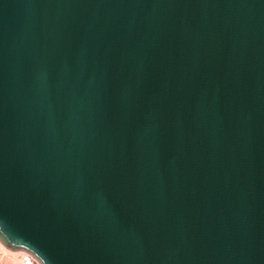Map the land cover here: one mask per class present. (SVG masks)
Here are the masks:
<instances>
[{"label":"water","instance_id":"95a60500","mask_svg":"<svg viewBox=\"0 0 264 264\" xmlns=\"http://www.w3.org/2000/svg\"><path fill=\"white\" fill-rule=\"evenodd\" d=\"M0 243L264 264V0H0Z\"/></svg>","mask_w":264,"mask_h":264},{"label":"rangeland","instance_id":"374dc122","mask_svg":"<svg viewBox=\"0 0 264 264\" xmlns=\"http://www.w3.org/2000/svg\"><path fill=\"white\" fill-rule=\"evenodd\" d=\"M0 264H27L24 253L6 249L0 243Z\"/></svg>","mask_w":264,"mask_h":264},{"label":"built area","instance_id":"2783aa9c","mask_svg":"<svg viewBox=\"0 0 264 264\" xmlns=\"http://www.w3.org/2000/svg\"><path fill=\"white\" fill-rule=\"evenodd\" d=\"M24 260L27 264H34L31 258L28 257V255L24 254Z\"/></svg>","mask_w":264,"mask_h":264}]
</instances>
